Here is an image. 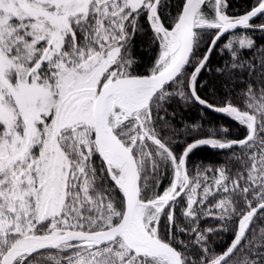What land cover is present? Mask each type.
<instances>
[{"label":"snow or ice","instance_id":"obj_1","mask_svg":"<svg viewBox=\"0 0 264 264\" xmlns=\"http://www.w3.org/2000/svg\"><path fill=\"white\" fill-rule=\"evenodd\" d=\"M229 8L0 0V264H264V46L246 34L264 31V0ZM138 34L153 52L143 70ZM192 105L242 138L178 126L176 106ZM205 146L229 155L190 168Z\"/></svg>","mask_w":264,"mask_h":264},{"label":"trees","instance_id":"obj_2","mask_svg":"<svg viewBox=\"0 0 264 264\" xmlns=\"http://www.w3.org/2000/svg\"><path fill=\"white\" fill-rule=\"evenodd\" d=\"M255 0H228L230 4L229 14L230 15H242L247 10H250L253 6ZM253 24L259 25L264 23V16H260L255 19ZM243 31H237V33H244ZM246 34L252 38L255 42V45L259 48L264 46V31L259 30H252L249 29L246 31ZM228 36L225 35L217 48L213 51L210 57L209 68L215 70L216 67L220 66L226 59L229 58V54L225 51L223 54L220 52V48L226 42ZM205 49H201L203 53ZM242 54L245 57H250L252 55V51L249 50H241ZM132 55L138 58L140 64V70H143L146 67L153 56V52L148 47V40L147 37L144 35H137L134 41V47L132 49ZM203 79H207L210 81V85L215 83L214 77L211 76L207 71L203 73ZM204 95L205 93H201ZM177 107V123L180 126L179 122L184 121L188 123H199L202 125V134H206L209 130L212 129H219L222 125L226 126L229 129V138H242L244 134V129H242L235 121L227 118L222 114L215 113L211 110H207L202 108L199 105H192L187 109H182ZM188 142H191V138L188 139ZM229 155L228 150L219 151L213 150L210 147H201L196 150L190 155L189 157V167L194 168L196 165H200L201 167L211 165L213 167L222 164L225 158ZM168 183L167 179H165L164 184ZM162 190V189H161ZM179 211V210H178ZM215 221H204L203 224H214ZM217 239V246L218 248H223L229 242L231 237L228 234H222L219 238L214 237Z\"/></svg>","mask_w":264,"mask_h":264},{"label":"rangeland","instance_id":"obj_3","mask_svg":"<svg viewBox=\"0 0 264 264\" xmlns=\"http://www.w3.org/2000/svg\"><path fill=\"white\" fill-rule=\"evenodd\" d=\"M237 31H243V30H241V29H237V30H235V34H237V35H239V34H243V33H237ZM229 35H231V34H227V36H228L227 40L229 39ZM227 40H226V41H227Z\"/></svg>","mask_w":264,"mask_h":264},{"label":"water","instance_id":"obj_4","mask_svg":"<svg viewBox=\"0 0 264 264\" xmlns=\"http://www.w3.org/2000/svg\"><path fill=\"white\" fill-rule=\"evenodd\" d=\"M258 17H260V16H258ZM258 17H257V18H258ZM257 18H255V19H257ZM255 19H254V20H255ZM254 20H253V21H254ZM253 21H252V22H253ZM226 35H227V34H226ZM222 38H223V37H222ZM222 38H221V39H222ZM220 41H221V40H220ZM220 41H219V42H220ZM219 42H218V44H219ZM218 44H217V45H218ZM213 112H215V111H213ZM215 113H217V112H215ZM218 114H220V113H218Z\"/></svg>","mask_w":264,"mask_h":264}]
</instances>
